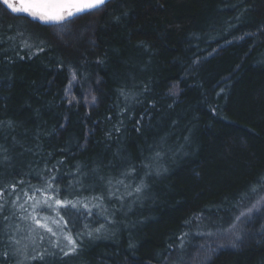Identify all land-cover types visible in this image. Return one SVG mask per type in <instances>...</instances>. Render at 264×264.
<instances>
[{
  "label": "trees",
  "instance_id": "obj_1",
  "mask_svg": "<svg viewBox=\"0 0 264 264\" xmlns=\"http://www.w3.org/2000/svg\"><path fill=\"white\" fill-rule=\"evenodd\" d=\"M262 185L264 0H108L61 23L0 0V264L35 199L54 220L38 197L89 207L57 206L75 253L35 230L24 264H264V213L228 229Z\"/></svg>",
  "mask_w": 264,
  "mask_h": 264
},
{
  "label": "snow or ice",
  "instance_id": "obj_2",
  "mask_svg": "<svg viewBox=\"0 0 264 264\" xmlns=\"http://www.w3.org/2000/svg\"><path fill=\"white\" fill-rule=\"evenodd\" d=\"M108 2V0H89L88 3L86 4H81L78 3L77 0H28V2H25V0H21L20 3V7H14L12 0H2V3L4 5H6V7L8 9H10L13 13H26L29 16L33 17V18H38L39 21L43 22V23H48V22H55V23H61L66 21L68 18L79 15V14H83L86 12H89L90 10L93 9H98L99 7L106 5ZM28 45L26 44L25 47H27ZM73 79H75V75L73 76ZM93 100H95V97H93ZM139 123V121L137 122ZM117 131H119V129H117ZM161 153L157 152L155 154V156L152 158L153 160L158 159L160 157ZM6 158V157H5ZM144 167L149 168V172L151 171V165L150 164H145ZM51 171V170H49ZM135 171V166H133L131 169H129L128 172L124 173L123 175L128 176L131 175L132 172ZM149 173H145V175L147 176ZM157 174H159V170H157ZM55 179H57L56 177H50L49 181L47 183V189H52V184L55 182ZM22 183V181H21ZM108 185L110 188L109 191V196H116L117 199L123 201L125 197H131L133 195V192L139 194L141 193L145 188H147V184L145 183L144 179L142 178L140 180V182L134 187L132 188L131 191H128L127 189L130 187V185H126L124 183L123 179L117 180L115 181V186H116V191H112L111 188L113 187V181L109 180L108 181ZM123 185L125 188V192L123 194L117 195V192L119 191V186ZM13 189L15 188V184L12 186ZM262 187H264V185H262ZM261 189H258L256 187H253L251 189V192L253 194L257 193L258 191H260ZM53 191H56L57 193L59 192L58 189H53ZM3 194V190H0V195ZM19 199V197H17V200ZM51 197L47 198V202L51 201ZM93 200L96 201V203L92 204L93 208H97V209H101L102 212L101 214H103L104 208H103V197L102 196H97L94 197ZM13 205L17 204V201L14 200ZM55 204L57 206H70L72 209H76L77 212L79 213V205H83V207L85 209H88L89 205L88 203H85L83 200H76V201H63L61 199H56L55 200ZM48 206L50 207V203H48ZM4 207L3 204H0V209H2ZM39 207V203H33L32 204V208L34 210H36ZM18 208L22 211H26L24 204H19ZM264 213V197H261L260 199L256 200L255 203H253L251 205V207L246 208V210L244 211H240L238 213V215H236L232 222L229 224L228 229L230 228H234L235 224L237 221L239 222H243L245 220H248L249 222L251 221V219L253 218V214L254 213ZM89 214H91V212H89ZM5 221L8 220V217L4 218ZM20 220H27L29 219V216H24L21 215L19 217ZM30 219L34 222L35 228H30L29 231V235L26 237H20L17 238V233H20L23 231V229H21L20 225L17 224L15 226V232L12 233L10 239L11 242L16 245V249L14 250L13 255H20L21 256V260L18 261V264H24L25 260H43L44 259V254L43 253H37L34 256L29 257L27 255V249L29 247V244H35V239L32 235L33 232H35V230L37 228H45L49 233H51L53 236H57V232L54 231V229L52 227H49L46 223L42 222V220L40 218H38L37 215H30ZM45 220L50 219L49 217H45ZM61 219H63V217H61ZM53 223H55V221H53ZM66 227V225H65ZM85 228H88V225L85 224ZM228 229H225V231H227ZM104 230V225L101 224L99 228H96L94 231L95 233L99 234ZM87 236L89 238L93 237V231L89 230L87 231ZM201 234H206V235H212L211 232L208 233H201ZM63 235V239L65 241H67V246H68V251H64V255L67 256L70 253H75L77 251L78 248V241L81 238V235H77V236H73L70 233H62ZM186 234H182L181 236V246H183L184 243V236ZM239 238V237H237ZM41 239H43V237H41ZM22 240L27 241L26 243L22 244ZM53 247H58L59 246V237L57 239L56 242L53 243L52 245ZM236 245L233 244V247H235ZM63 250V249H61ZM5 258L8 257V253L5 252L4 253Z\"/></svg>",
  "mask_w": 264,
  "mask_h": 264
},
{
  "label": "rangeland",
  "instance_id": "obj_3",
  "mask_svg": "<svg viewBox=\"0 0 264 264\" xmlns=\"http://www.w3.org/2000/svg\"><path fill=\"white\" fill-rule=\"evenodd\" d=\"M40 198L41 202L43 203V206L46 208V206L49 208L48 203H50V207L54 208V210H51L50 215L54 218L53 221H55V223H53V221L51 219L45 220L44 216H40L37 211L38 208L36 210H34L32 208V204L33 203H38L37 200L35 199L32 204L30 205L29 208V219L26 220V224L27 225V229L29 230V228H35L34 222L30 219V215H37L38 218H40L42 220V222L46 223L49 227H52L54 229V231L56 230H60L61 229V224L59 221L62 220L61 219V212L59 210V208L57 207V205L55 204V200L52 198L50 202H47V198L48 197H38ZM48 217V216H47ZM63 221V220H62ZM37 233L38 235H45L48 238H50L53 242H56L58 237H59V243L62 244L63 246H65V248H68L67 246V241H65L63 239V235L62 232L56 231L57 232V236H53L51 233H49L45 228H37Z\"/></svg>",
  "mask_w": 264,
  "mask_h": 264
},
{
  "label": "water",
  "instance_id": "obj_4",
  "mask_svg": "<svg viewBox=\"0 0 264 264\" xmlns=\"http://www.w3.org/2000/svg\"><path fill=\"white\" fill-rule=\"evenodd\" d=\"M14 4H16L18 7H20L21 0H12ZM25 2H28V0H25ZM78 3L86 4L89 2V0H77Z\"/></svg>",
  "mask_w": 264,
  "mask_h": 264
}]
</instances>
